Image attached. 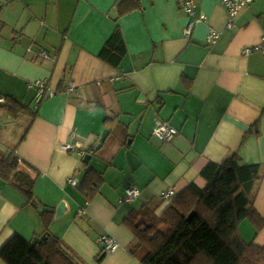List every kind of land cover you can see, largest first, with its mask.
Segmentation results:
<instances>
[{
	"label": "crops",
	"instance_id": "crops-1",
	"mask_svg": "<svg viewBox=\"0 0 264 264\" xmlns=\"http://www.w3.org/2000/svg\"><path fill=\"white\" fill-rule=\"evenodd\" d=\"M122 1L0 0V97L30 110L17 118L0 110V151L16 158L11 184L0 179V248L13 235L50 234L82 264H139L126 218L142 206L161 213L167 189H203L202 169L233 153L260 167L255 214L239 232L264 246V55L242 53L264 37V0L230 28L222 0H193L194 16L180 6L186 0H128L136 8L118 15ZM199 15L205 21L184 36ZM116 28L125 55L112 67L99 53ZM209 30L219 34L214 43ZM39 50L55 58L36 59ZM38 79L55 95L36 107ZM69 82L78 96L65 92ZM158 120L178 130L170 142L153 135ZM74 142L84 155L62 148ZM89 169L103 182L87 199L79 186ZM129 187L139 195L126 202ZM104 234L118 241L114 252L98 242Z\"/></svg>",
	"mask_w": 264,
	"mask_h": 264
},
{
	"label": "trees",
	"instance_id": "trees-1",
	"mask_svg": "<svg viewBox=\"0 0 264 264\" xmlns=\"http://www.w3.org/2000/svg\"><path fill=\"white\" fill-rule=\"evenodd\" d=\"M126 1L117 6L118 15L136 8ZM124 55L122 35L116 28L99 58L117 67ZM0 110L12 118L30 112L12 98H4ZM15 167V156L0 151V179L6 184H11ZM259 173L258 165L240 164L236 153L219 163H208L200 172L206 182L203 189L191 183L161 213L154 214L142 206L126 218L135 240L132 254L139 264H264V246L245 242L239 232L242 221L254 217L250 191ZM102 182L101 175L89 169L79 190L90 199ZM41 219L47 227L52 214L44 211ZM0 259L5 264H82L50 234L35 246L13 235L0 248Z\"/></svg>",
	"mask_w": 264,
	"mask_h": 264
},
{
	"label": "built area",
	"instance_id": "built-area-1",
	"mask_svg": "<svg viewBox=\"0 0 264 264\" xmlns=\"http://www.w3.org/2000/svg\"><path fill=\"white\" fill-rule=\"evenodd\" d=\"M255 0H222V4L224 5L229 22L227 24V27H232V20L238 15V13L243 10L244 8L248 7L250 4H252ZM180 6L185 10L186 13H188L190 16H194V8L195 4L193 0H186L180 4ZM205 16L199 15L194 18L192 22H189L186 27L183 30L184 36H190L192 28L194 23L197 22H204ZM219 37V34L213 30H209L207 35V40L210 43H214L216 39ZM253 52H261L264 55V37L261 39L260 43L251 46V47H245L242 50V53L244 55H249ZM36 59H46V58H52L54 59V56H51L49 53H47L45 50H39L36 54ZM30 87H32L35 90V106L37 107L38 103L42 101L45 98H51L55 95V92L50 88L48 85V82L46 80H34L30 83ZM65 92L67 94L75 93L77 96L79 95L76 91V87L72 82H69L65 88ZM4 102V97H0V103ZM153 135L160 139L163 142H170L176 135L178 134V130L173 127L172 125L164 122V121H157L155 124V127L153 128ZM62 148L71 153V154H78V155H84V152L80 146L79 143L74 142L70 144L63 145ZM68 183L72 186H75L77 184V179L75 177H72L68 179ZM139 194V191L136 188L129 187L125 190V198L124 200L126 202L133 201L137 198ZM175 191L173 189H167L161 194V198L165 200H171L175 196ZM82 214V213H80ZM98 242L103 246L104 252H114L118 247L119 243L118 241L109 236V235H101L98 239Z\"/></svg>",
	"mask_w": 264,
	"mask_h": 264
},
{
	"label": "water",
	"instance_id": "water-1",
	"mask_svg": "<svg viewBox=\"0 0 264 264\" xmlns=\"http://www.w3.org/2000/svg\"><path fill=\"white\" fill-rule=\"evenodd\" d=\"M107 133H108V130H103V132L101 133L100 139H99V143H102V142L104 141V139H105ZM88 157H89V155H85V156H84V160L87 161ZM192 214H193V213L189 214L188 219L191 218V215H192ZM46 239H47V234H45V235H43V236H41V237H34V238L31 240L30 244H31L32 246H35L36 244H40L43 240H46Z\"/></svg>",
	"mask_w": 264,
	"mask_h": 264
},
{
	"label": "rangeland",
	"instance_id": "rangeland-1",
	"mask_svg": "<svg viewBox=\"0 0 264 264\" xmlns=\"http://www.w3.org/2000/svg\"><path fill=\"white\" fill-rule=\"evenodd\" d=\"M139 195V194H138Z\"/></svg>",
	"mask_w": 264,
	"mask_h": 264
}]
</instances>
